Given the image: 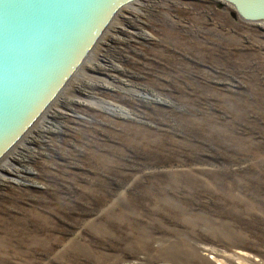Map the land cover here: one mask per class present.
<instances>
[{
    "label": "rangeland",
    "instance_id": "rangeland-1",
    "mask_svg": "<svg viewBox=\"0 0 264 264\" xmlns=\"http://www.w3.org/2000/svg\"><path fill=\"white\" fill-rule=\"evenodd\" d=\"M126 5L0 159V264H264V22Z\"/></svg>",
    "mask_w": 264,
    "mask_h": 264
},
{
    "label": "water",
    "instance_id": "water-1",
    "mask_svg": "<svg viewBox=\"0 0 264 264\" xmlns=\"http://www.w3.org/2000/svg\"><path fill=\"white\" fill-rule=\"evenodd\" d=\"M130 0H0V159L51 105ZM264 22V0H222ZM233 3V4H232Z\"/></svg>",
    "mask_w": 264,
    "mask_h": 264
},
{
    "label": "bare ground",
    "instance_id": "bare-ground-1",
    "mask_svg": "<svg viewBox=\"0 0 264 264\" xmlns=\"http://www.w3.org/2000/svg\"><path fill=\"white\" fill-rule=\"evenodd\" d=\"M136 2H139V0H130V1L128 2V5H126V6H130L131 4L136 3ZM125 4H127V3H125ZM125 4H124V5H125ZM232 4H233V3H232ZM122 6H123V5H122ZM234 6L236 7V4H235V3H234ZM124 7H125V6H124ZM120 8H121V7H120ZM91 51H92V50H91ZM45 111H46V110H45ZM20 140H21V139H20ZM20 140H19V141H20ZM19 141H18V142H19ZM14 147H15V146H14ZM9 151H10V150H9ZM9 151H8V152H9ZM8 152H7V153H8ZM7 153H6V154H7ZM6 154H5V155H6ZM5 155H4V156H5ZM4 156H3V157H4ZM3 157H2L1 159H3ZM6 164H7V163H6ZM4 166H5V165H4Z\"/></svg>",
    "mask_w": 264,
    "mask_h": 264
}]
</instances>
